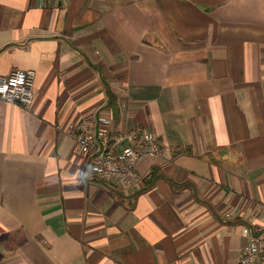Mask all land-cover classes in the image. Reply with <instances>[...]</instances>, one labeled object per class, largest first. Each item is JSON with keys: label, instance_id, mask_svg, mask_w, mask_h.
<instances>
[{"label": "crops", "instance_id": "crops-1", "mask_svg": "<svg viewBox=\"0 0 264 264\" xmlns=\"http://www.w3.org/2000/svg\"><path fill=\"white\" fill-rule=\"evenodd\" d=\"M16 69L37 75L33 104L0 99V264H238L264 230V0H0ZM104 120L165 156L98 178L65 130Z\"/></svg>", "mask_w": 264, "mask_h": 264}, {"label": "built area", "instance_id": "built-area-1", "mask_svg": "<svg viewBox=\"0 0 264 264\" xmlns=\"http://www.w3.org/2000/svg\"><path fill=\"white\" fill-rule=\"evenodd\" d=\"M36 75L33 69H16L9 76H0V99L22 106L33 104ZM103 123L105 126H96L92 121H85L81 125L71 124L65 130L98 178L128 186L138 181V166L143 158L165 156L162 140L152 128L142 125L117 128L110 120ZM245 235L250 240L238 264H257L264 260V230L245 229Z\"/></svg>", "mask_w": 264, "mask_h": 264}]
</instances>
